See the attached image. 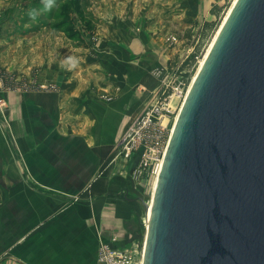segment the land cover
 Here are the masks:
<instances>
[{
  "label": "crops",
  "instance_id": "1",
  "mask_svg": "<svg viewBox=\"0 0 264 264\" xmlns=\"http://www.w3.org/2000/svg\"><path fill=\"white\" fill-rule=\"evenodd\" d=\"M120 37L111 49L89 47L88 56L73 51L81 57L65 65L44 46L46 55L42 43L34 53L20 49L21 76L59 89L4 95L11 131L0 125V178L14 201L0 205V264H92V228L98 248L114 237L113 245L122 248L130 189L115 179L135 162H123L118 149L132 116L151 99L152 83L139 38ZM159 42L153 38L156 60L163 53ZM87 190L91 198L76 211L63 209L66 197ZM79 225L89 233L82 245Z\"/></svg>",
  "mask_w": 264,
  "mask_h": 264
},
{
  "label": "water",
  "instance_id": "2",
  "mask_svg": "<svg viewBox=\"0 0 264 264\" xmlns=\"http://www.w3.org/2000/svg\"><path fill=\"white\" fill-rule=\"evenodd\" d=\"M143 256V264H264V0H237L188 92Z\"/></svg>",
  "mask_w": 264,
  "mask_h": 264
},
{
  "label": "rangeland",
  "instance_id": "3",
  "mask_svg": "<svg viewBox=\"0 0 264 264\" xmlns=\"http://www.w3.org/2000/svg\"><path fill=\"white\" fill-rule=\"evenodd\" d=\"M233 2L234 0H51V7H45L49 0H0V125L8 132L11 131L10 121L6 118L8 105L4 95L59 89L55 83H42L35 77L27 79L21 76L20 49L27 47L28 54L34 53L37 49L41 50L42 43L46 55V49L56 51L53 53L54 57L65 65L70 58L81 57L73 51H84L88 56L89 47L111 49V43H115V39L119 42L122 39L120 35L129 38L133 36L134 41L139 38L140 57L142 61L150 63L147 71L150 85L152 83V96L147 107L158 91L167 85L171 88L180 83L191 82ZM213 7L220 9L219 15L211 13ZM207 22L217 24L216 28L207 31ZM108 35L115 38L106 41ZM153 38L159 39L163 47L159 60L155 59ZM198 49L200 51L195 59ZM46 55L45 61L48 59ZM172 101L174 106L179 103L177 97ZM137 115L132 116L131 122ZM127 129L128 127L123 135ZM118 150L123 162H135L133 166L130 164L127 173L115 179L130 189L124 210L128 232L120 246L129 249L133 256L130 264H140L147 230L144 224L146 205L152 201L155 177L147 180L137 175V160L121 157L120 148ZM117 166L121 169L123 163ZM15 190H19V187ZM13 195L12 192H5L4 179L0 178V205L5 202L13 203ZM135 196L139 197L137 202L129 201ZM90 198L89 190L78 192L66 199L64 197L65 204L62 207L64 209L69 206V210L74 212L85 199ZM122 198L124 199L123 196ZM76 218L82 220L83 216L77 215ZM96 233L97 229L92 228V248L89 253L92 254V264H103L100 259L101 248L103 243L108 242L102 240L98 248L99 237L96 241ZM87 234L89 233H84L83 226H77V244L82 245Z\"/></svg>",
  "mask_w": 264,
  "mask_h": 264
},
{
  "label": "built area",
  "instance_id": "4",
  "mask_svg": "<svg viewBox=\"0 0 264 264\" xmlns=\"http://www.w3.org/2000/svg\"><path fill=\"white\" fill-rule=\"evenodd\" d=\"M190 83H180L171 88L167 85L158 91L150 105L132 120L124 133L119 147L120 155L127 159L136 156L138 162L136 174L142 178L148 180L159 176L173 129L188 95ZM175 97L179 99L176 106L172 101ZM112 242H117V238H112ZM113 243H103L101 262L130 264L133 256L129 253V249L114 248Z\"/></svg>",
  "mask_w": 264,
  "mask_h": 264
},
{
  "label": "bare ground",
  "instance_id": "5",
  "mask_svg": "<svg viewBox=\"0 0 264 264\" xmlns=\"http://www.w3.org/2000/svg\"><path fill=\"white\" fill-rule=\"evenodd\" d=\"M236 2H237V0H234V2H233V4H232L231 8L229 9L227 15H226L225 18H224V21H223L222 25H221L220 28H219V30H218V32H217V34H216V36H215L213 42L211 43L210 47L208 48V50H207V52H206V55H205L204 58L201 60L200 65H199V69H198V71H197V74L195 75V77L192 79V81H191V83H190L189 91H190V89H191V87H192V85H193V83H194V81H195V79H196V77H197V75H198V73H199L201 67L203 66V64H204V62H205V60H206L208 54L210 53V50L212 49V46L214 45V43H215V41H216V38H217L218 34L220 33V30L222 29V27H223L225 21L227 20L228 16L230 15V13H231V11H232V9H233V7H234V5H235ZM155 49H156V48H155ZM113 51H114V50H113ZM140 54H141V53H140ZM173 131H174V129H173ZM157 179H158V177L155 178V183H154V188H153V194H154L155 187H156V184H157ZM153 194H152V198H153ZM149 207H150L149 210L147 209V211H146V218H145V221H144V223H145V225H146V228L148 227V223H149V219H150V213H151L152 201H151V203L149 204ZM143 253H144V248H143ZM143 253H142V259H141L140 264H143V258H144Z\"/></svg>",
  "mask_w": 264,
  "mask_h": 264
},
{
  "label": "trees",
  "instance_id": "6",
  "mask_svg": "<svg viewBox=\"0 0 264 264\" xmlns=\"http://www.w3.org/2000/svg\"><path fill=\"white\" fill-rule=\"evenodd\" d=\"M211 13L214 14V15H219V14H220V9H218L217 7H213V9L211 10ZM216 26H217V24H215V23L207 22V23L205 24V29H206L207 31H213V30L216 28ZM206 30H205V31H206ZM199 51H200L199 49L196 51V54H195V56H194L195 59L197 58ZM197 52H198V53H197ZM195 59H194V60H195Z\"/></svg>",
  "mask_w": 264,
  "mask_h": 264
},
{
  "label": "clouds",
  "instance_id": "7",
  "mask_svg": "<svg viewBox=\"0 0 264 264\" xmlns=\"http://www.w3.org/2000/svg\"><path fill=\"white\" fill-rule=\"evenodd\" d=\"M45 7H51V0H49V3L45 5ZM34 15V14H33Z\"/></svg>",
  "mask_w": 264,
  "mask_h": 264
}]
</instances>
